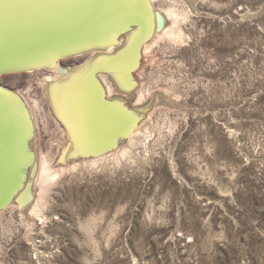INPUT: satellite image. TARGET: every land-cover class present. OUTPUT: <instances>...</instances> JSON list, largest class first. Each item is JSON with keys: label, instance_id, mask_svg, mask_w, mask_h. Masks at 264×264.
<instances>
[{"label": "rangeland", "instance_id": "rangeland-1", "mask_svg": "<svg viewBox=\"0 0 264 264\" xmlns=\"http://www.w3.org/2000/svg\"><path fill=\"white\" fill-rule=\"evenodd\" d=\"M155 8L177 12L181 34L143 60L148 109L129 153L61 173L29 223L5 211L0 264H264V0ZM45 74L0 84L33 106L35 148L58 170L71 139L43 96Z\"/></svg>", "mask_w": 264, "mask_h": 264}, {"label": "bare ground", "instance_id": "bare-ground-1", "mask_svg": "<svg viewBox=\"0 0 264 264\" xmlns=\"http://www.w3.org/2000/svg\"><path fill=\"white\" fill-rule=\"evenodd\" d=\"M155 1L0 0V76L18 66L47 72L43 96L71 139L54 170L35 148L33 106L0 84V216L16 207L29 223L61 173L129 153L148 109L137 87L143 60L156 40L181 34L179 14Z\"/></svg>", "mask_w": 264, "mask_h": 264}, {"label": "water", "instance_id": "water-1", "mask_svg": "<svg viewBox=\"0 0 264 264\" xmlns=\"http://www.w3.org/2000/svg\"><path fill=\"white\" fill-rule=\"evenodd\" d=\"M13 71H11V72H22V71H27L28 69H26L25 67H14L13 69H12ZM8 72V71H7ZM4 73H6V72H4ZM3 208H5V207H3V206H1L0 207V210L1 209H3Z\"/></svg>", "mask_w": 264, "mask_h": 264}]
</instances>
